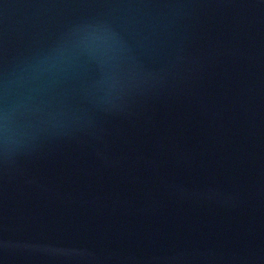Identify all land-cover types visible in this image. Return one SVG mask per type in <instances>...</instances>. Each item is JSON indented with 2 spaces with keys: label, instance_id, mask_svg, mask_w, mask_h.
Segmentation results:
<instances>
[{
  "label": "water",
  "instance_id": "1",
  "mask_svg": "<svg viewBox=\"0 0 264 264\" xmlns=\"http://www.w3.org/2000/svg\"><path fill=\"white\" fill-rule=\"evenodd\" d=\"M0 264H264V0H0Z\"/></svg>",
  "mask_w": 264,
  "mask_h": 264
}]
</instances>
